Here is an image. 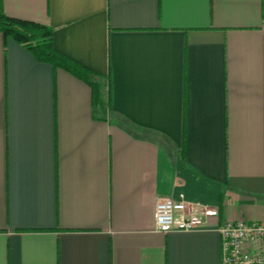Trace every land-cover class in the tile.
Listing matches in <instances>:
<instances>
[{"label": "crops", "instance_id": "obj_1", "mask_svg": "<svg viewBox=\"0 0 264 264\" xmlns=\"http://www.w3.org/2000/svg\"><path fill=\"white\" fill-rule=\"evenodd\" d=\"M93 85L0 31V264H222L264 220V0H0ZM160 197L217 206L156 228Z\"/></svg>", "mask_w": 264, "mask_h": 264}, {"label": "built area", "instance_id": "obj_2", "mask_svg": "<svg viewBox=\"0 0 264 264\" xmlns=\"http://www.w3.org/2000/svg\"><path fill=\"white\" fill-rule=\"evenodd\" d=\"M218 214L217 206L160 197L154 217L161 232H194L205 228L208 218ZM219 232L222 264H264V220H229L221 225Z\"/></svg>", "mask_w": 264, "mask_h": 264}, {"label": "trees", "instance_id": "obj_3", "mask_svg": "<svg viewBox=\"0 0 264 264\" xmlns=\"http://www.w3.org/2000/svg\"><path fill=\"white\" fill-rule=\"evenodd\" d=\"M0 31L5 38H11L27 49L38 59L60 66L93 85L96 100L100 98L97 81L91 79L98 74L60 53L53 46V28L29 19L13 17L0 11Z\"/></svg>", "mask_w": 264, "mask_h": 264}]
</instances>
